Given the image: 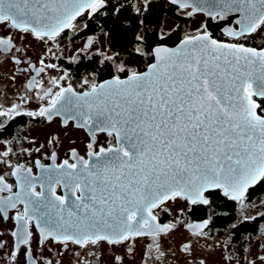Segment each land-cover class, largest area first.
Here are the masks:
<instances>
[{"label": "snow or ice", "instance_id": "6c2138e0", "mask_svg": "<svg viewBox=\"0 0 264 264\" xmlns=\"http://www.w3.org/2000/svg\"><path fill=\"white\" fill-rule=\"evenodd\" d=\"M171 3L191 9L188 16L203 12L225 20L230 14H238V30H226L237 40L264 31V0ZM127 6V0H0V27L30 35L45 45L55 42L66 30L78 29V18L85 14L91 19L111 17L114 22L112 32L100 24L110 47L95 53L103 57L101 65L111 62L114 66L116 74L110 79L97 82L85 78L83 84L88 88L77 90L71 83L61 85L60 81L68 78L65 71L59 79L51 80L56 91L30 79L25 85L27 91L36 89L37 99L46 100V104L35 111L20 110L19 104L0 110V117L8 120L26 115L49 122L59 117L65 126L74 121L76 128L84 129L92 138L87 144V158L72 148V162L65 159L57 164L55 152L51 167L37 161L42 170L39 191L31 168L17 164L12 170L17 191L0 176V193H8L0 195L3 218L8 219L9 209L23 205V211L12 217L17 229L11 233L17 241V251L11 253L14 261L24 245L28 246L25 255L29 264H36L30 247L34 221L41 244L49 240L65 246L71 243L96 256L90 246L106 242L131 252L133 245L129 242L148 238L144 255L155 250L159 260L166 256L162 248L165 237L179 227H186L193 237L207 235L204 230L211 221L209 217L196 224L185 225L181 220L161 223L156 210L168 211L169 201H183L191 211L194 206L211 207L213 196L220 194L240 206L241 223L256 219L244 215L243 210L255 207L249 200V190L264 183V46L221 43L207 29L185 34L174 47L164 43L170 33L161 31L158 41L149 45L146 21L140 19V31L135 33L128 52L129 57L135 54L146 61V70H138L129 66L134 60H123L120 52L112 49L116 45L127 49L124 36L131 25L126 17L122 19ZM150 7V0H142L132 5V10L144 17ZM14 39L0 37V51L12 52ZM94 43L89 37L78 53ZM149 58L152 62H147ZM12 59L17 65L22 63L15 56ZM77 59L72 57L73 62ZM39 63V68L29 65L37 75L45 68L57 67L45 64L43 57ZM20 71L28 72V68ZM97 133H105L114 142L97 149ZM10 152L9 148L0 156L8 157ZM58 185L65 189L64 195H57ZM257 215L264 218V212ZM231 227L235 229L237 224ZM258 239L259 253L245 248L255 257L247 264H264V226ZM180 251L195 258L191 241L182 243ZM78 264L85 262L78 260ZM112 264H122V257L114 255ZM199 264L206 261L200 259Z\"/></svg>", "mask_w": 264, "mask_h": 264}, {"label": "flooded vegetation", "instance_id": "af4514ba", "mask_svg": "<svg viewBox=\"0 0 264 264\" xmlns=\"http://www.w3.org/2000/svg\"><path fill=\"white\" fill-rule=\"evenodd\" d=\"M175 7L180 9L178 6ZM180 10L189 12L191 9ZM193 15L194 17L198 16L201 21L189 34H195L197 30L203 32L204 13L197 12ZM184 16L191 18L187 14ZM101 19L102 17L99 16L91 19L85 14L82 18H78V29L66 30V33L58 37L55 42L49 41L47 45L42 41L35 40L30 35L7 27H0V37L12 36L15 38V48L12 52L0 51V110H7L12 104H19L20 110L35 111L42 104H46V100L37 99L36 89L32 92L27 91L25 85L30 79L39 81L45 89L53 88V91H56L58 89L51 84V80L53 78L59 79L67 71L68 78L60 81L61 85L66 87L67 84L71 83L77 90H86L88 85L83 84L85 78L90 81L95 79L99 82L110 79L111 75L116 74L111 62L101 65L100 61L103 57L95 54L97 49L107 50L110 47L108 39L100 31ZM238 19V14H230L225 19V30L211 26L212 36L225 43L239 42L245 46L257 48L264 46V31L253 33L247 38L241 37L238 40L227 35L226 30L228 28L238 30ZM212 20L214 22L212 25H215L219 18L216 17ZM85 24L87 27H84ZM89 37L94 38L93 47L83 53H78L77 50L83 49ZM15 49H19V51ZM112 49L120 52L121 59L134 60V63L129 64L130 67L145 70L146 61L143 58H134L135 54L129 57L128 52L115 50L113 47ZM89 55L92 56L91 59L88 58ZM13 56L19 58L22 63L15 64L12 59ZM73 56L78 57L76 62H73ZM41 57H43L45 64H55L57 67L45 68L43 73L37 75L29 65H34L36 68L41 67L39 63ZM147 62H152V59L149 58ZM22 68H28V72H21L20 69ZM13 76L16 78L13 79ZM257 102H260L258 98ZM0 124L5 125L4 128H0V152L11 149L8 157L0 156V176L4 177L6 183L13 186V191H17L16 177L12 176L11 172L17 164L23 165L26 169L31 168L32 176L37 178L36 190L39 191V178L42 176V170L37 167V161L51 167L53 164L51 156L55 152L57 164L65 159L72 162L70 160L72 148H75L79 155L87 158V144L91 142L92 138L84 129L76 128L74 121H69V124L65 126L59 117H55L53 121L49 122L38 116L22 115L14 117L12 120H8L7 117H0ZM50 139L53 141L52 144L48 143ZM95 139L97 149L100 146L107 147L109 141L114 142V138L108 137L105 133H97ZM249 191V200L255 207L249 206L243 210V214L256 216V219L243 223H241L243 216L240 206L220 194L213 196L211 207L194 206L189 211L185 202L169 201L168 211L157 209L161 223L181 220L185 225L196 224L211 217L208 228L204 230L207 235L193 237L186 227H179L178 231L165 237L162 241V248L166 252V256L159 260L156 259L159 254L155 250L148 256L144 255L147 251V244L150 243L148 238H138L134 242H129L133 245L131 252L124 246H109L106 242L97 246H90L91 251H94L96 256L87 255L84 249H80L71 243L65 246L49 240L41 244L39 232L35 228V221L30 227L33 232V239L30 244L31 258L36 261V264H48L49 261L51 264H78V260H83L85 264H112L114 255L122 257V264H189V262L199 264L200 259L205 260L206 264H247L248 260L255 257L249 255L245 248H250L257 253L260 252L258 245L261 241L258 237L262 226H264V218L257 215L258 212H264V206H261V200H264V188L258 190L255 186ZM56 193L57 195H64L65 189L58 185ZM7 194V192L0 193L3 196ZM181 208H184L183 213L180 212ZM17 211H23V205H17L16 209H9L7 220L3 218V213H0V264H29L28 257L25 255L28 246H21L15 261L11 258V253L17 251L15 247L16 238L11 235L13 231L17 230L16 222L12 219ZM232 224H237V227L233 229ZM250 237L257 238L250 239ZM188 241H191L195 249V258L180 251V245ZM77 253L80 254L79 257H77Z\"/></svg>", "mask_w": 264, "mask_h": 264}, {"label": "trees", "instance_id": "16d2710c", "mask_svg": "<svg viewBox=\"0 0 264 264\" xmlns=\"http://www.w3.org/2000/svg\"><path fill=\"white\" fill-rule=\"evenodd\" d=\"M134 2L136 3V5H139L142 0H127L128 6L122 13V19L126 17L131 25L126 35L124 36V40L128 42L127 49L122 48L118 45L112 46L115 50L129 52V50L131 49L132 42H134L135 33L137 31H140V26L138 24V21L140 19H145L146 21V26L148 29L146 37L149 45H152L158 41V36L160 34L159 28L161 27L163 18L165 16L177 19L178 26L171 32H169L170 36L165 39L164 43H166L167 45H173L186 34L184 32V28L185 25L188 23L189 17H185L184 15L179 14L177 11L179 9L171 3H168L166 0H150L151 7L149 11L144 15V17H139L132 10V5H135ZM101 24L107 31L112 32L114 29V22L111 17H102ZM116 24H119V22L117 21ZM134 58L136 57L134 56ZM263 186L264 184L261 183L257 185V189L260 190L261 188H264Z\"/></svg>", "mask_w": 264, "mask_h": 264}, {"label": "rangeland", "instance_id": "374dc122", "mask_svg": "<svg viewBox=\"0 0 264 264\" xmlns=\"http://www.w3.org/2000/svg\"><path fill=\"white\" fill-rule=\"evenodd\" d=\"M134 4L136 5V3L134 2ZM179 14H187V10H177ZM184 13V14H183ZM200 18H198V16L194 17V15L191 16V18L188 19V23L185 25V28H184V32L186 34H189L191 33V31H193L196 27V25H198V23L201 21L199 20ZM178 26V22H177V19L175 18H171L169 16H165L163 18V22H162V25L161 27L159 28V33L161 31L165 32V33H169L171 32L173 29H175L176 27Z\"/></svg>", "mask_w": 264, "mask_h": 264}, {"label": "water", "instance_id": "95a60500", "mask_svg": "<svg viewBox=\"0 0 264 264\" xmlns=\"http://www.w3.org/2000/svg\"><path fill=\"white\" fill-rule=\"evenodd\" d=\"M167 2H169V3H171V0H166ZM172 4V3H171ZM175 6H177V5H175ZM203 13V12H202ZM205 15V14H204ZM213 17H210V16H206L205 15V20H204V23H203V31L205 30V29H207V31H208V33H209V35L213 38V39H215L213 36H212V34H211V26H214V27H216V28H220V29H222V30H225L224 28H225V25H226V20H218L216 23H215V25H212L214 22H213ZM227 19V18H226ZM196 34V33H195ZM183 38V37H182ZM217 40V39H216ZM218 41V40H217ZM179 42V41H178ZM178 42H176L175 44H173V45H167V46H169V47H174ZM218 42H221V41H218ZM221 43H225V42H221ZM146 70V69H145Z\"/></svg>", "mask_w": 264, "mask_h": 264}]
</instances>
